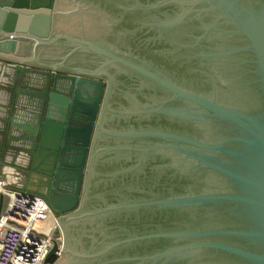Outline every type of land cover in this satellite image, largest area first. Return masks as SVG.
Masks as SVG:
<instances>
[{"label": "water", "instance_id": "1", "mask_svg": "<svg viewBox=\"0 0 264 264\" xmlns=\"http://www.w3.org/2000/svg\"><path fill=\"white\" fill-rule=\"evenodd\" d=\"M0 61L43 264H264V0H0Z\"/></svg>", "mask_w": 264, "mask_h": 264}, {"label": "built area", "instance_id": "2", "mask_svg": "<svg viewBox=\"0 0 264 264\" xmlns=\"http://www.w3.org/2000/svg\"><path fill=\"white\" fill-rule=\"evenodd\" d=\"M27 187L12 186L0 174V192L5 194L0 214V264H43L54 241L63 242L48 197L35 186Z\"/></svg>", "mask_w": 264, "mask_h": 264}, {"label": "crops", "instance_id": "3", "mask_svg": "<svg viewBox=\"0 0 264 264\" xmlns=\"http://www.w3.org/2000/svg\"><path fill=\"white\" fill-rule=\"evenodd\" d=\"M2 64L3 63L0 64V162L3 163V166H2L3 171L7 167L6 164H9V165L14 164L16 165V167L14 168L16 169L17 174L20 173L22 175H26V170L23 169L21 165H25L26 160H27V154H25L24 152H19V150L14 148V146H18L24 142L15 141V139L10 141V136L7 134V132L4 133L2 131V128H3L2 124L4 123V119L7 117L9 111L11 112L12 110V106L9 107L10 103H13V101L18 98L16 101L17 105L14 108L13 112L16 114H19L21 110L24 109L23 106H25L22 104L24 103L23 101L26 98L24 97V95H26L27 93H30V91H33V90L29 89L28 87H25L26 85L22 87L21 93H19L15 89L13 90L12 87L15 84L14 83L15 81L12 78L13 70L11 68H5L4 66L5 69L2 71ZM43 78L45 80L44 82H41ZM46 81H47L46 77L43 76L38 71L34 72L33 75L30 72H27L23 75L22 80H20V82L22 83H30L33 86H38L40 84H46L47 83ZM15 92H18V93H15ZM29 110H30L29 108L28 110L26 109V111H29ZM19 133L20 132L17 131L15 132V135ZM10 142H12V144H10ZM13 156L15 157L16 161L13 160ZM19 158L22 161V163L18 162ZM0 174L5 178V180L10 185L13 186V185L18 184V185H21V187H25L26 183L24 181L26 180V176L19 183H15L17 180H15L14 178L17 176V174L11 175L12 177H8L9 173L6 174V172L0 173ZM35 181L36 180L34 179H30V182H28V185L30 184L31 186L38 187Z\"/></svg>", "mask_w": 264, "mask_h": 264}, {"label": "rangeland", "instance_id": "4", "mask_svg": "<svg viewBox=\"0 0 264 264\" xmlns=\"http://www.w3.org/2000/svg\"><path fill=\"white\" fill-rule=\"evenodd\" d=\"M13 160H15L16 161V159H15V157L13 156ZM18 162L20 163H22V161L20 160V158H19V160H18ZM18 163V164H19ZM2 164V165H1ZM16 164V163H15ZM7 165V167L5 168V170L3 171V169H2V166H3V163H1L0 162V173H3V172H6V174L7 173H9L8 174V177H12L11 175H13V174H17V171H16V169L14 168V167H16V165H14V164H6ZM8 171H10V172H8ZM25 177V175H22V174H17V176L14 178L15 180H17L15 183H19L20 181H22V179ZM7 178V177H6ZM11 181V180H10Z\"/></svg>", "mask_w": 264, "mask_h": 264}, {"label": "bare ground", "instance_id": "5", "mask_svg": "<svg viewBox=\"0 0 264 264\" xmlns=\"http://www.w3.org/2000/svg\"><path fill=\"white\" fill-rule=\"evenodd\" d=\"M29 72H30V71H29ZM41 189H42V190L44 189L43 186H42ZM52 196H54V199H57V198L59 197V193H58L57 191H53ZM50 216L53 218V214H52V212H50ZM56 220H57V218H56Z\"/></svg>", "mask_w": 264, "mask_h": 264}, {"label": "trees", "instance_id": "6", "mask_svg": "<svg viewBox=\"0 0 264 264\" xmlns=\"http://www.w3.org/2000/svg\"><path fill=\"white\" fill-rule=\"evenodd\" d=\"M55 258H56V257H54V258L52 259V262L55 260Z\"/></svg>", "mask_w": 264, "mask_h": 264}]
</instances>
